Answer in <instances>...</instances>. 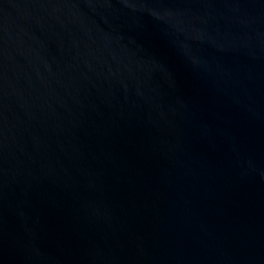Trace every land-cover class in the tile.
<instances>
[{
  "label": "water",
  "instance_id": "95a60500",
  "mask_svg": "<svg viewBox=\"0 0 264 264\" xmlns=\"http://www.w3.org/2000/svg\"><path fill=\"white\" fill-rule=\"evenodd\" d=\"M0 264H264V0H0Z\"/></svg>",
  "mask_w": 264,
  "mask_h": 264
}]
</instances>
